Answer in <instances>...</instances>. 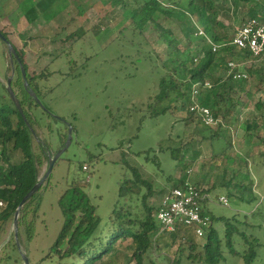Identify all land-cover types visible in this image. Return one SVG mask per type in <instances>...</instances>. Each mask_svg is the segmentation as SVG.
Listing matches in <instances>:
<instances>
[{"label": "rangeland", "instance_id": "1", "mask_svg": "<svg viewBox=\"0 0 264 264\" xmlns=\"http://www.w3.org/2000/svg\"><path fill=\"white\" fill-rule=\"evenodd\" d=\"M55 1L57 3L54 4ZM109 2L0 0V30L8 34L19 51L24 52L28 73L45 76L38 82L40 98L37 99L50 112L43 113L41 106V109L33 111L26 106L34 120L35 152L41 154L39 140L48 146V158L66 147L44 188L37 194L35 203L22 208L17 238L14 217L0 231V264H24L19 258L20 253L35 262L43 257L65 222L59 200L74 179L84 186L83 190L96 206L102 225L107 226L112 211L120 202L124 203L119 198V187L130 174L121 156H125L130 164L143 167V171L150 175L148 178L153 179L154 190L158 193L149 201L152 207L158 206L160 192L173 187L174 182L169 181L168 176L178 181L182 174L168 151L182 146V143L188 163L183 168L185 174L193 177L195 172L211 184L223 179V167H214L208 174L212 148L203 134L209 132L197 122L185 127L183 120L188 116L187 106L179 101L173 114L159 113L158 116L155 113L161 112L167 101L158 105L155 111L152 107L159 92V81L165 73L162 62L167 61V53L172 51L162 31L149 24L140 32L131 25V16L123 6L114 7ZM215 2L235 11L230 0ZM36 4L40 14L32 22L26 14ZM240 7L235 13L219 17L225 27H217L218 31L229 39L244 24L248 5ZM186 23L188 26L189 21ZM162 24L160 28L172 30L180 43L179 48L184 49L187 43L182 33L184 27L171 20H163ZM201 31L198 29V35ZM235 62L239 70L248 74L252 69L255 75L248 74L247 80L239 82L246 96L229 120L228 136L244 158L256 156L261 173H255V189L264 198V160L259 156L264 152V110L259 112L256 107L258 102H264V58L237 59ZM9 78L12 79V89L22 97L19 85L14 84L19 78L17 65L10 57L7 44L0 39V83L7 86ZM0 94H4L3 90ZM248 121L255 122L258 128L251 132L254 135L244 138V125ZM70 131L72 138L68 143ZM214 148L221 151V143L217 141ZM155 156L159 159L158 164ZM21 157L15 153L13 161ZM43 161L40 179L48 170V159ZM82 164L88 166L89 171L82 170ZM203 168H206L204 173ZM230 169L233 172V168ZM229 175L230 171L226 179ZM260 177H263L261 183ZM88 178L90 182L86 183ZM36 201H40L41 206L38 213H35ZM210 201V211L218 217H232L238 210L231 202L229 207L223 206L214 196H210ZM3 208L0 206V211ZM239 211L251 213V209L245 206ZM33 221L35 235L30 241L28 228ZM217 227L223 229L222 224ZM260 235L264 244V230ZM15 243L19 252L14 247ZM134 248L131 240H122L112 254L97 264H127ZM166 250L151 255L156 264H171L174 251L168 250L169 254H166ZM220 264H244V261L227 254ZM254 264H264V246L259 249Z\"/></svg>", "mask_w": 264, "mask_h": 264}, {"label": "trees", "instance_id": "2", "mask_svg": "<svg viewBox=\"0 0 264 264\" xmlns=\"http://www.w3.org/2000/svg\"><path fill=\"white\" fill-rule=\"evenodd\" d=\"M230 1L235 11L239 10L243 4L248 5V12L243 18L244 24L252 19L264 21V0ZM109 3L114 7L123 6L131 16V25L140 32L149 24L156 26L162 31L165 41L172 48V51L167 53V61L162 62L161 67L165 68V73L159 81V92L152 107L155 111L158 105L167 101L161 112L155 113L158 116L159 113L173 114L176 111V103L179 101L187 106L188 116L183 120L185 127L197 122L209 132L207 135L203 134L204 139L210 141L212 148L208 174L214 167L216 169L223 167L224 170L223 179L215 180L213 184L202 180L201 175L195 172L191 177L183 172V168L188 164L184 143L182 146L170 148L168 149L170 157L178 163L177 170H180L182 174L178 181L168 176V180L174 182L173 187L160 192L159 201L161 202L164 195L174 187L188 180L194 182L204 197L202 202L211 215L212 226L207 237L202 240L197 239L191 228L184 226L177 227L174 233L162 232L156 217L159 204L155 207L149 204L150 199L158 193L154 190L153 179L148 178L150 175L143 171V167L130 164L125 156H121L130 174L121 181L119 187V198L124 203L120 202L119 206L112 211L108 225H102L97 208L83 190L84 186L74 179L59 200L65 222L58 236L38 262L32 261L26 255L30 264H97L112 254L116 245L122 240H131L135 245L133 255L127 258V264L130 262L156 264L151 255L162 249H167L166 254H169L168 250L174 251L171 264L185 262L186 264H220L227 254L243 259L244 264H254L258 258L259 249L264 246L263 237L260 235V232L264 230V198H261L255 189L257 187L255 173L261 172L256 156L253 154L249 156V159L244 158L235 149L234 143L228 136L229 120L243 101L246 92H243L239 83L241 81L235 80L233 75H228L227 72L230 61L260 58L254 57L249 50L238 49L230 43L232 39L219 33L217 27H225L219 21V17L222 14L228 16L229 12L235 13V11L216 3L215 0H185L184 2L110 0ZM39 14V7L36 4L28 10L26 16L33 22ZM163 20H171L184 27L182 33L187 40L184 49L179 48L180 43L172 30L165 31L160 28L163 26ZM187 21H189L188 26ZM198 29H201L205 35H198ZM1 32L9 40L8 34ZM206 36L211 37L213 43L225 44V46L214 52ZM11 44L17 50L20 60L19 62L17 58H13L19 74L14 84L19 85L22 97L15 90L13 91L22 106L26 120L11 99L7 86L0 83V90L4 92L0 94V203L4 206L0 211V231L15 216L25 196L40 181L43 159L47 158L49 163L48 146L44 142L39 140L41 154L38 155L35 152L34 120L26 109V106L32 111L42 107L43 113L50 112L41 100L38 103L31 94L34 93L38 99L40 98L38 82L45 76L42 74L31 76L24 60V52L19 51L12 42ZM22 68L26 71V79H24ZM155 68L159 67L155 66ZM248 74L255 75L254 70H248ZM205 81H209L212 87L202 88L198 100L203 106L211 109L216 119H222L215 130L203 125L198 114L189 110L192 103V88ZM259 89L262 90V88ZM256 107L259 112L264 110V102H258ZM262 119L264 120V114ZM255 128H258L255 122H246L244 138L254 135L251 132ZM256 135L258 136V131ZM217 141L222 146L219 152L214 148ZM15 153L21 154V159L13 161ZM259 156L264 160V152ZM158 161V157L155 156L156 164L159 163ZM83 164L82 170L85 166ZM230 168H233V172ZM205 170L206 168H203V173ZM229 171L231 176L229 175L226 179ZM262 178L260 177V183ZM43 188L44 186L24 205V209L31 203H35L37 194ZM210 196H214L217 201L221 196H225L238 210H235L232 217L215 216L209 208ZM242 206L250 208L251 213L240 212L239 208ZM40 207V201H36L35 213L40 211ZM218 224H222V230L218 229ZM34 235L33 221L29 224L28 239L33 241ZM14 247L19 252L16 243ZM19 258L24 263L23 254L20 253Z\"/></svg>", "mask_w": 264, "mask_h": 264}, {"label": "built area", "instance_id": "3", "mask_svg": "<svg viewBox=\"0 0 264 264\" xmlns=\"http://www.w3.org/2000/svg\"><path fill=\"white\" fill-rule=\"evenodd\" d=\"M201 35L205 34L201 31ZM206 37L213 46L214 52L225 46V44H215L210 37ZM230 43L238 49L249 50L256 58H264V21L258 19L248 21L236 32ZM239 69L235 61H230L227 74L233 75L234 79L239 81L248 79L247 72ZM211 87V83L205 81L192 88V103L189 110L198 114L203 125L215 128L220 121L215 118L210 108L203 106L198 100L201 89ZM83 170L87 172L89 167L84 166ZM89 182L90 178L86 183ZM203 198L197 186L189 180L171 189L162 198L156 214L161 231L174 233L177 227L184 226L191 228L197 239H205L212 226V220L203 205ZM218 201L223 206L229 207V200L225 196H221ZM0 206L3 205L0 203Z\"/></svg>", "mask_w": 264, "mask_h": 264}, {"label": "water", "instance_id": "4", "mask_svg": "<svg viewBox=\"0 0 264 264\" xmlns=\"http://www.w3.org/2000/svg\"><path fill=\"white\" fill-rule=\"evenodd\" d=\"M0 39L4 43L7 44L8 48H9V54H10L11 59L13 60V58H17V60L20 62L17 50L14 48V46L11 44V42L4 36V34L1 31H0ZM22 72H23L24 79H26V71L24 68H22ZM11 82H12V79L9 78L8 83H7L8 93L10 94V97L14 101V103H15L17 109L19 110L20 114L22 115L24 120H26L22 106H21L19 100L17 99L13 89H12ZM26 86H27V83H26ZM31 94H32V96H34V98L37 99V97L34 93H31ZM38 102L40 103L39 100H38ZM71 138H72V132L70 131L69 136H68V140H67L68 143L71 141ZM65 148H63L61 151H59L56 156H54V157L49 156L48 170H47L45 176L42 179H40V181L32 188V190L25 196V198L22 200L19 207L17 208V210L15 212V216H14V224L16 226V233H15L16 238H17L18 220H19L22 208L44 186V184L46 183V181L49 179L50 175L52 174L53 168H54L56 162L58 161V159L63 154ZM23 259H24L25 264H30L29 258L26 255H23Z\"/></svg>", "mask_w": 264, "mask_h": 264}]
</instances>
